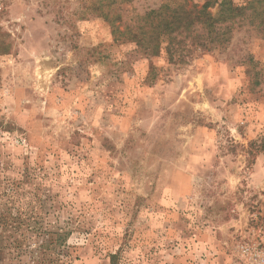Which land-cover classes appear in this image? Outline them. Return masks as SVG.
Returning <instances> with one entry per match:
<instances>
[{
    "label": "rangeland",
    "instance_id": "1",
    "mask_svg": "<svg viewBox=\"0 0 264 264\" xmlns=\"http://www.w3.org/2000/svg\"><path fill=\"white\" fill-rule=\"evenodd\" d=\"M165 1L123 2L116 26ZM232 1L229 43L174 64L84 0H0V168L44 200L50 237L69 232V264H245L264 219V0Z\"/></svg>",
    "mask_w": 264,
    "mask_h": 264
},
{
    "label": "trees",
    "instance_id": "2",
    "mask_svg": "<svg viewBox=\"0 0 264 264\" xmlns=\"http://www.w3.org/2000/svg\"><path fill=\"white\" fill-rule=\"evenodd\" d=\"M130 1L84 0L80 14L98 11L112 22L114 33L135 41L144 54L150 57L165 51L174 64L188 62L197 50L228 44L247 9L232 0H205L201 5L191 0H166L160 7L133 17L121 31L115 21L123 20L120 9L123 2ZM216 3L218 12L213 14L210 8ZM7 46L2 38L0 51L6 53ZM6 170L0 168V264H26L25 260L34 264L71 263L72 255L61 250L69 232L60 228L50 237L49 229L44 227V200L34 192L21 191ZM118 259V253L111 254L110 264H119Z\"/></svg>",
    "mask_w": 264,
    "mask_h": 264
},
{
    "label": "built area",
    "instance_id": "3",
    "mask_svg": "<svg viewBox=\"0 0 264 264\" xmlns=\"http://www.w3.org/2000/svg\"><path fill=\"white\" fill-rule=\"evenodd\" d=\"M250 232L253 234L250 238L245 237L239 242V253L245 264H264V219Z\"/></svg>",
    "mask_w": 264,
    "mask_h": 264
}]
</instances>
